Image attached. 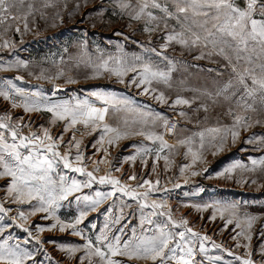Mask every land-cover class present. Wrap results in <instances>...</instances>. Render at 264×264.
<instances>
[{"label": "snow or ice", "instance_id": "1", "mask_svg": "<svg viewBox=\"0 0 264 264\" xmlns=\"http://www.w3.org/2000/svg\"><path fill=\"white\" fill-rule=\"evenodd\" d=\"M116 7L121 12L131 10L129 16L132 20L146 19L144 32L149 35L156 31L161 23L167 29L169 20L174 19L177 22L180 30L173 28L170 32H166L163 37L164 43L159 51L156 48L144 49L166 62L167 68L162 70L158 65H154L151 56L147 60L142 56L129 57L120 50L119 56L109 55L105 58L101 53L95 60L89 58L85 63L90 68L91 75L87 78L114 77L116 83L126 88L139 89L141 94L151 96L161 104H169L166 94L153 87L154 83L169 85L170 74L174 70L175 62L166 55L168 47L172 43L182 47H195L201 43L205 47L211 45L214 49H218L219 54L231 66L235 80V84L233 80H229L216 91L215 95L223 96L225 100L235 99L239 95L236 106L242 108L244 114L238 115L230 108L229 114L234 118L230 127L207 128L194 133L193 136L180 139L177 143L187 147L185 155H191L193 164L203 158L206 137H210L209 143L216 147V151L223 148L229 135L235 143L240 135L239 129L243 128L246 131L252 126V117L248 113L257 112V100L264 109V0H171V3H161L160 0H141L135 8L127 0H116ZM16 8V0H0V24H7L10 27L11 21L20 19L13 11ZM23 19L24 29L27 30V17ZM7 30L5 28V31ZM15 30L19 32V26ZM13 46L6 39L0 44V48ZM229 49L235 52L237 63H233L228 53ZM257 52L259 53L257 59L261 62L252 66V54ZM242 53H249V55L245 57L241 55ZM241 60H246L248 64L242 70L237 66ZM13 68L28 69L29 62L16 59L0 64V70L8 71ZM29 75L36 74L30 72ZM64 75V72L60 71L53 77L41 70L36 78L56 80ZM15 80L22 81L23 77L16 76ZM76 82L72 76L66 77V83ZM208 95L211 97L212 94L208 93ZM88 96L94 99L76 100L74 104L69 101L51 102L41 92L27 91L17 86L12 79L0 81V97H3L5 101H10L12 108H23L25 113L46 111L52 116L50 121L52 125L58 121H63L65 125L63 131L55 137L48 128L42 125L40 126L41 132L30 130L25 135L21 133L28 125L24 124L22 117L20 122L13 124L11 115L0 116V179H5L7 184L5 199L0 201V221L4 222L0 224V264H38L39 255H43L48 264H60L59 261L53 260L43 247L44 241L39 235L34 234L32 227L28 225V217L37 213H44L43 219H51L53 223L36 225V233L46 229L49 231L58 229L60 232L70 231L72 235L81 238L83 243L80 245L59 246V251L67 256L71 264H77V261L78 264H205V262L220 264L222 257L210 255L211 250L227 252L229 256L234 257L235 264H255L250 245L252 240L250 230L256 220L255 216H245L241 219L235 205H196L198 210L213 208L212 216L209 218L213 221L216 219V212L219 211L221 218L225 221V229L234 224L232 231L235 234L231 239L237 249L243 250V255H236L231 249L216 244L206 233L201 235L200 232L195 231L189 226L187 219L175 220L171 209L167 212L163 210L166 207L163 201L153 199L149 202L150 195L158 190V179L155 183L144 179L135 186L122 183L121 179L111 175V165L104 175L97 176L96 173L100 171L99 165L106 163L103 158L94 161L96 166L90 171L87 170L84 164L85 156L80 151L81 144L75 134L72 135L71 140L67 142L64 140L63 134L69 132L70 129H75L77 125H83L91 132L101 131L98 144L107 143L113 146L116 142L132 135L143 136L152 142L159 141V149L137 148L135 154L125 158L126 161L135 162L139 157L141 163L145 165L147 161L144 157L154 153L156 160H159L165 148L175 147L168 145L164 135L146 130L145 126L151 122L152 127H155L162 122L165 133L172 135H175L176 129L174 122L171 127L168 126L167 117L159 113L140 112L128 98L117 96L113 92L96 90L89 92ZM248 100L252 103H248ZM95 101H99L100 106H97ZM190 104L191 101L177 96L169 106L174 108L176 105ZM204 110L207 111V107ZM110 112L116 115L137 113L142 119L129 122L127 118H124L123 126L113 127L106 122V117ZM180 115L184 116L186 113L180 112ZM254 123L261 124L262 121L256 119ZM137 124L142 127H134ZM195 136L199 137V148L193 150ZM254 140L260 146H264V135L257 137L253 134L247 143L251 144ZM64 143L68 144V149L61 152L59 149ZM72 148L76 149L75 163ZM93 148L100 150L96 148V144H93ZM24 152L27 154L25 155ZM103 152L105 156L108 155L107 148H104ZM164 159L167 170V157L165 156ZM156 160L153 161L154 172ZM59 164H62L64 169L78 173L86 179L72 178L69 182L65 175L59 173V179H54L52 174L56 172ZM252 164L253 166L259 164L264 170V156L259 160H253ZM190 167L192 165H182L180 172L183 173L186 168ZM237 168L247 170L244 165L236 162L225 167L223 171L217 173V176L232 179V173ZM115 171L120 172L121 169L116 168ZM191 174L199 175L195 171ZM127 179L136 181L137 175L129 174ZM244 182L247 183V181ZM252 183L256 181L253 180ZM97 184L109 185L111 190H97L92 195L83 193V189H92ZM138 189H145V191L141 192ZM117 194L120 198H128L138 205L139 231L137 227L131 226L130 222L128 225H122V221L127 219L124 207H131L125 202L121 205L119 214L111 217V224H106L98 234L94 235V238L93 235H85L81 225H84L89 212H96L105 201L110 199L113 203L107 207V212H115ZM73 195L77 205L76 214L62 219L57 214L62 206L61 202ZM25 204L29 205V212L26 213L18 207L17 215H9L13 211L9 205L22 206ZM146 209L151 211L146 212ZM128 215L134 217L135 213L129 212ZM161 217L164 219H160ZM113 224L121 226L112 231ZM128 227H131L130 236L125 235ZM10 228H19L26 233L22 242L14 240L10 232L6 233V229ZM261 236L264 238V232H261ZM32 243L37 246L35 251L28 247ZM209 244H211V249ZM260 256L264 264V245H261ZM225 264H233V262L229 261Z\"/></svg>", "mask_w": 264, "mask_h": 264}, {"label": "rangeland", "instance_id": "2", "mask_svg": "<svg viewBox=\"0 0 264 264\" xmlns=\"http://www.w3.org/2000/svg\"><path fill=\"white\" fill-rule=\"evenodd\" d=\"M127 2L135 8L141 0H127ZM160 2L171 3V0H160ZM16 3L17 8L13 11L20 19L11 21L10 27L7 24H0V44L6 39L14 45L9 48H0V64L20 59L28 61L29 68L0 70V78L2 80H13L16 76H22L24 82L33 80L43 83L44 86H41L44 87V90L50 91L51 102L58 101L59 88L62 86L82 87L76 100L90 99L88 93L92 90L95 91L94 87L97 86L98 90L110 91L117 96L128 98L140 112L159 113L168 119L172 118L176 122V129L175 135H173L174 139L171 141H167L165 138L162 122L155 127H152L151 122L145 126L146 130L164 135L168 145H174L175 147L164 149L162 157L156 160L155 172L153 171V161H149L147 158L146 165L141 163L139 176L142 175L143 177L139 179H148L154 183L158 179L159 185L162 186V195L155 200L165 203L166 207L163 209L165 212L171 209L175 220L187 219L189 226L195 231L200 232L201 235L206 233L216 244L231 249L236 255H243V250L237 249L231 239L235 234L232 231L234 224L225 229V221L221 218L219 211L216 212V219L213 221L209 219L212 216L213 208L198 210L196 205H235L241 219L245 216H255L256 220L250 230L252 235L250 241L253 252L252 259L255 264H262L260 252L261 245H264V238L261 236V232H264V170L259 164L253 166L252 161L259 160L260 157L264 156V146H260L255 140L251 144L247 143V140L253 137V134L257 137L264 135V109H262L259 100L256 101L257 112L248 113L252 117V126L246 131L243 128L239 129L240 135L235 143L232 142L229 135L223 148L216 151V147L209 143L210 137H206L201 161L193 164L191 155H185L187 147L177 143L178 140L193 136L194 133L207 128L217 127L223 129L230 127L234 122L233 116L229 114L230 108L238 115L244 114V110L236 106L239 95L230 100L215 95L216 91L229 80H233V84H235L231 66L219 54L218 49H214L211 45L205 47L203 43L195 47H182L179 44L172 43L166 50V55L175 62L174 70L170 74V86L163 83L153 84L154 88L163 91L169 98V104H161L152 99L151 96L141 94L139 89L126 88L124 85L116 83L114 77L87 78L91 75V70L85 62L89 58L95 60L101 53L105 58L109 55L119 56L120 50H122L129 57L136 55L147 60L151 56L154 65L166 70V62L161 61L160 58L150 51L146 52L144 49L156 48L159 51L164 43L163 37L166 32H170L173 28L177 31L180 30L174 19L168 21L167 29L161 23L159 28L149 35L144 32L146 19H130L129 12L131 10L121 12L116 7V0H16ZM77 5H79V8H77ZM25 16L27 17V30L24 29L23 18ZM17 26L20 28L19 32L15 30ZM5 28L8 30L5 31ZM228 53L231 55L233 63H237L235 52L229 49ZM241 55L247 57L249 53H242ZM258 55V52L252 54V66H256L261 62L260 59H257ZM237 66L242 70L248 64L246 60H241ZM41 70L53 77L60 71H63L65 75L56 80L37 79L36 75H39ZM30 72L36 75H29ZM67 76H72L77 82L66 83ZM20 87L23 88V85L20 84ZM208 93L212 94L211 97ZM177 96L191 101V104L176 105L174 108L169 106ZM0 100H3V97H0ZM247 102L252 103L251 100ZM6 103H4V110L11 116L20 117L17 108L9 107ZM205 107H207V111L204 110ZM180 112H184L186 115L181 116ZM37 113L31 120L26 118L23 121L25 125H28L24 127L25 130L41 132L40 126L42 125L48 128L54 137L63 131L65 126L63 121H58L55 125H52L50 123L52 120L50 113H45V115L42 111ZM135 114V116L133 113L116 115L110 112L106 117V122L116 127L123 126L124 118H127L129 122L142 119L137 113ZM256 119H260L262 123L255 124ZM134 127L138 128L142 125L137 124ZM77 128H80V130L76 131ZM76 133L84 137V144L89 145L91 143L92 150L90 152L97 151L93 148V144H96V148L100 149L98 159L103 158L106 163L112 160L113 157L117 159L121 154L123 139L113 146H109L107 143L98 144L97 141H99L102 134L101 131L91 132L90 129L86 130L83 125H77L75 129H70L69 132L64 134L72 135ZM194 140L193 150H196L199 148V137L195 136ZM64 146L68 145L63 144L62 147ZM104 148L108 149L109 155H104ZM214 151H216L215 155H213ZM165 156L168 160L167 170ZM236 162L244 165L247 170L235 169L232 173V179L217 176V173L223 171L225 167ZM185 164L192 165V167L186 168L181 173L180 167ZM205 169H207L206 172ZM193 171L198 172L199 175H192ZM104 172L100 171V174ZM52 175L53 177L57 176L58 170L56 169V172ZM121 176L123 178V172ZM253 180L256 183H252ZM244 181H247V183ZM177 185L179 186L177 187ZM5 192L6 187L0 184V201L5 199ZM151 200L149 199V202ZM125 202L117 197L115 212H107V207L113 203L111 200L89 218H86L84 225H81L85 235H93L94 238V235L98 234L106 224H111V217L119 214V209ZM126 203L131 207H124L127 219L122 221V225H128L130 222V225L137 227L139 231L138 205L135 202ZM9 206L13 209L9 215H17L18 207L26 213L30 211L27 204ZM76 211L75 203L71 202L62 205L57 214L62 219H67L74 216ZM145 211L151 210L146 209ZM129 212H134L135 216H129ZM43 217L44 213L29 216L28 225L32 227L34 234L39 235L44 241L43 247L52 256L53 260L59 261L60 264H71L67 256L59 251V246L80 245L83 241L79 236L72 235L70 231L60 232L58 229L51 231L46 229L43 232L36 233V225H50L53 223L51 219L45 220ZM160 219L164 218L161 217ZM2 223L4 222L0 221V224ZM120 226L113 224L112 231ZM7 232L11 233L14 240L20 242L26 237V233L19 228L6 229ZM125 235H131V227L127 228ZM28 247L35 251L37 246L32 243ZM209 248L211 249V244H209ZM77 255H80V253H77ZM210 255L221 256L220 264L229 261L235 264L234 257L229 256L227 252L211 250ZM41 262L42 264H48L43 255L38 256V264H41Z\"/></svg>", "mask_w": 264, "mask_h": 264}, {"label": "crops", "instance_id": "3", "mask_svg": "<svg viewBox=\"0 0 264 264\" xmlns=\"http://www.w3.org/2000/svg\"><path fill=\"white\" fill-rule=\"evenodd\" d=\"M13 80L15 81L14 83H16L17 86L20 87V84H22L23 88L25 90H27V91H39L45 97H48L49 100L51 101L50 91H45L44 90V87H42V86H44L43 83H40V82H37V81H33V80L32 81L31 80H27L25 82L23 80L22 81H16L15 77L13 78ZM0 81H2L1 78H0ZM94 89L96 91V90H98V87L96 86V87H94ZM81 90H82V87H79V86H68V85L62 86V87L59 88L58 101L57 102L69 101V102L74 104L76 102V99L79 97V93H81ZM90 99H93V98L90 97ZM4 103H6V101L4 99L0 100V116H3L5 114L9 115V113H7L4 110ZM95 103H96L97 106H100L99 105V101H95ZM16 110L19 111L18 113H19L20 117L12 115L13 120L11 122L13 124H16V123L20 122V118L21 117L23 118V121L26 118L28 120H31V118L34 115L38 114L37 112L25 113L23 108H17ZM42 113H43V115H45V113L49 114L46 111H42ZM16 115H18V114H16ZM133 115L135 116L136 114L133 113ZM29 131L30 130L23 129L21 134H25L26 135ZM63 135H64L65 142H67V141L71 140V137H72L73 134L72 135L63 134ZM75 136H76V139L80 141V144H81L80 151L85 156L84 164H85L87 170L90 171V170L93 169V167L96 166L94 164V161L98 160L99 152L98 151L90 152L92 150L91 143L89 145L87 143L84 144V142H83L84 137L79 135V133H76ZM173 139H174V137H173ZM64 144L68 145L67 143H64ZM147 147L149 149H154V150L155 149H159V147H160L159 141L152 142V141H149V140L145 139L143 136H137V135H132V136H129L128 138H126V139H123L122 148H121V154L119 155V157L117 159H115V157H113V159L109 160L106 164H103V163L100 164L99 165L100 171H105V172L103 174H100V171H99V172L96 173V175L97 176L104 175L109 170V165H111V175L112 176H115V177L121 179L122 183H126V184H130V185L135 186L138 182H142L143 181V180L139 179V178L143 177L142 175L139 176V172L141 171V166H140L141 165V159L139 157H137V160L135 162H129V161H126L125 158L127 156H129V155L135 154L136 151H137V148H147ZM67 149H68V146H64V147H62V149H60V151L64 152ZM71 151H72V155H73V162L75 163L74 156H75L76 149L72 148ZM24 154L26 155L27 152H24ZM161 157H162V155H161ZM147 158H148L149 161L156 160V157H155L154 153L144 157L145 160H147ZM116 168H120L121 171L120 172L115 171ZM56 169L58 170L59 174L65 175L69 179V182H70V180L72 178H75V179H78V180L86 179V177H82L78 173H74V172H71L68 169H64L62 164H59L58 167H56ZM143 170H144V168H143ZM122 172L124 173L123 178L121 176ZM132 173H135L137 175V180L136 181H132V180H128L127 179V176L129 174H132ZM53 178L58 180L59 179V175L54 176ZM0 184H1V186L3 184V186L7 188V184H6V180L5 179H0ZM157 187H158V190L154 191L150 195V197H149L150 200L151 199H156L157 197L159 198L162 195L161 194L162 186L159 185ZM97 190L110 191L111 187L109 185H103L102 186V185H98L97 184V185H94L92 189H83V193L92 195ZM138 191L142 192V191H145V189H138ZM117 197H119V194H117ZM121 199H123L126 202H134V201L129 200L128 198H121ZM116 200H117V198L115 199V201ZM110 201H111V199L108 200V201H105L104 204H107ZM71 202L75 203V209L77 210V205H76V202H75L74 195L73 196H69L68 200L62 201L61 203H62V205H64V204L71 203ZM104 204H102L100 207H102ZM100 207L98 209H100ZM93 213L94 212H89L87 218H89L91 215H93Z\"/></svg>", "mask_w": 264, "mask_h": 264}, {"label": "built area", "instance_id": "4", "mask_svg": "<svg viewBox=\"0 0 264 264\" xmlns=\"http://www.w3.org/2000/svg\"><path fill=\"white\" fill-rule=\"evenodd\" d=\"M16 99H18V98H16ZM6 104H7L9 107H12L10 101H7ZM168 120H169V125H168L169 127H171V125H172L173 122L176 124V122H175L172 118H170V119H168ZM78 130H80V128H77L76 131H78ZM165 138H166L167 141H171V140H173V135H172V134H166V133H165Z\"/></svg>", "mask_w": 264, "mask_h": 264}]
</instances>
